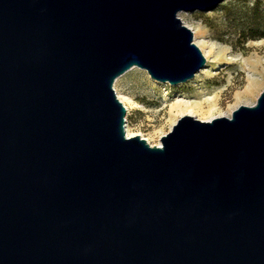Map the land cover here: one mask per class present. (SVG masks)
<instances>
[{
	"label": "water",
	"instance_id": "obj_1",
	"mask_svg": "<svg viewBox=\"0 0 264 264\" xmlns=\"http://www.w3.org/2000/svg\"><path fill=\"white\" fill-rule=\"evenodd\" d=\"M223 1L0 0V264H264V90L150 146L113 89L193 78Z\"/></svg>",
	"mask_w": 264,
	"mask_h": 264
},
{
	"label": "rangeland",
	"instance_id": "obj_2",
	"mask_svg": "<svg viewBox=\"0 0 264 264\" xmlns=\"http://www.w3.org/2000/svg\"><path fill=\"white\" fill-rule=\"evenodd\" d=\"M253 2L224 0L213 11L177 14L181 24L191 31L193 43L205 59L203 68L190 80L169 86L168 83L151 80L145 70L137 67L115 80L113 89L126 109L125 124L130 135H140V138L148 140L150 146L160 145V138L175 125L169 122L170 107L178 97L197 103L207 97H215L218 107V113H214L216 118H230L239 106L256 104L264 90V77L251 74L247 67L241 65L259 58L264 68V38L242 43L238 33L249 22ZM258 2L261 16H264V0ZM250 76L256 77L257 83L253 98L236 103L235 95L244 92ZM193 119L201 118L196 116Z\"/></svg>",
	"mask_w": 264,
	"mask_h": 264
},
{
	"label": "bare ground",
	"instance_id": "obj_3",
	"mask_svg": "<svg viewBox=\"0 0 264 264\" xmlns=\"http://www.w3.org/2000/svg\"><path fill=\"white\" fill-rule=\"evenodd\" d=\"M262 66H263V61L259 58H256V59L251 60V61H245L241 65V67H247L249 70L248 72H250L251 74L252 73L255 75L261 74V76L264 77V68ZM253 77L252 76L249 77V79L247 81L248 84H247V87L244 90V92L242 94L240 93L238 95H235L236 96L235 97L236 103L239 101H242V102L243 101L244 102L249 101V100L251 101V99L253 98L254 92H255V87L257 84L255 81L256 77L255 78H253ZM180 98L181 97H178L176 99L175 103L170 107L169 122L172 123V125L176 124V122L181 117L194 118L196 116H199L201 119H199L198 121H201V122H210V121L214 120V118H216V117H214V113H218V110H217L218 107H217V102L215 100V97H207V99L205 98L204 101L200 102V103L193 102V101H187L185 99H180ZM120 102H122V101H120ZM222 118H224V117H222ZM230 118H228V119H230ZM216 119H219V118H216ZM125 132H126L127 138L140 136V135H130L128 133V126H126V125H125ZM144 140L148 143L147 139H144ZM160 145H161V142H160ZM160 145H157V146H160Z\"/></svg>",
	"mask_w": 264,
	"mask_h": 264
},
{
	"label": "trees",
	"instance_id": "obj_4",
	"mask_svg": "<svg viewBox=\"0 0 264 264\" xmlns=\"http://www.w3.org/2000/svg\"><path fill=\"white\" fill-rule=\"evenodd\" d=\"M258 1L259 0H254L249 12V22L245 27H241L238 32L239 37L242 39V43L264 38V16H261V8Z\"/></svg>",
	"mask_w": 264,
	"mask_h": 264
}]
</instances>
